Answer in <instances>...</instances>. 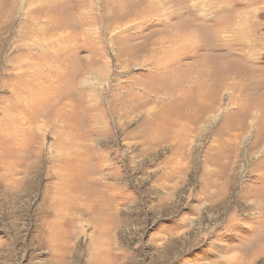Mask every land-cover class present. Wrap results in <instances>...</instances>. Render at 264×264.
I'll return each mask as SVG.
<instances>
[{"label": "rangeland", "instance_id": "374dc122", "mask_svg": "<svg viewBox=\"0 0 264 264\" xmlns=\"http://www.w3.org/2000/svg\"><path fill=\"white\" fill-rule=\"evenodd\" d=\"M0 264H264V0H0Z\"/></svg>", "mask_w": 264, "mask_h": 264}, {"label": "bare ground", "instance_id": "6f19581e", "mask_svg": "<svg viewBox=\"0 0 264 264\" xmlns=\"http://www.w3.org/2000/svg\"><path fill=\"white\" fill-rule=\"evenodd\" d=\"M233 261V260H232Z\"/></svg>", "mask_w": 264, "mask_h": 264}]
</instances>
